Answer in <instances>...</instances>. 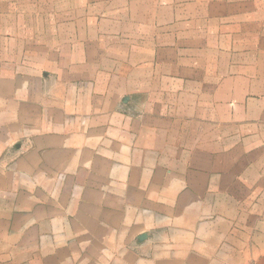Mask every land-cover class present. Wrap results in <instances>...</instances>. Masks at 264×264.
I'll return each instance as SVG.
<instances>
[{
  "label": "crops",
  "instance_id": "crops-1",
  "mask_svg": "<svg viewBox=\"0 0 264 264\" xmlns=\"http://www.w3.org/2000/svg\"><path fill=\"white\" fill-rule=\"evenodd\" d=\"M263 187L264 0H0V264H264Z\"/></svg>",
  "mask_w": 264,
  "mask_h": 264
},
{
  "label": "rangeland",
  "instance_id": "rangeland-1",
  "mask_svg": "<svg viewBox=\"0 0 264 264\" xmlns=\"http://www.w3.org/2000/svg\"><path fill=\"white\" fill-rule=\"evenodd\" d=\"M253 190H252V192L249 193V196L252 197V198H249V202H252V204L250 203L251 204V208L255 209L257 207H259V208L264 207V190H262V191H260L258 193H257L256 190H254V191ZM258 198H259V201H257ZM261 210H264V208L259 209V212Z\"/></svg>",
  "mask_w": 264,
  "mask_h": 264
}]
</instances>
